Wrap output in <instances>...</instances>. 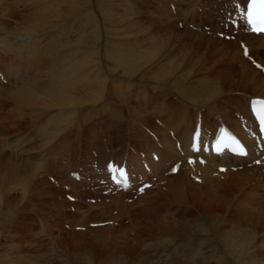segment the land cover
<instances>
[{"label":"bare ground","instance_id":"6f19581e","mask_svg":"<svg viewBox=\"0 0 264 264\" xmlns=\"http://www.w3.org/2000/svg\"><path fill=\"white\" fill-rule=\"evenodd\" d=\"M29 1H32L34 7L25 13L26 20H23L16 30L17 37L22 38V41L12 38L13 36L9 38L11 29L8 26L0 28V95L5 91L8 92V99L16 104V107L12 109L5 104L8 109L6 113L2 111L4 98L0 97V238L18 234L14 231L13 223L24 220L16 219L18 215L15 209H20V204L21 206L23 204L25 209L32 206L28 209L33 211L36 209L33 205L38 202V199L41 198L39 202L49 201L52 198L55 200L54 193L51 191L52 186L60 185L62 189L67 188L74 193L70 196L81 199V185L70 177L80 163L78 157L74 155L75 152L72 151L74 148L78 150L81 148L80 142H74V131H80L81 126H84V130L79 134L80 137L84 138V141H87L90 136L93 138L96 131H91V124L93 119L98 118H104L103 121L108 123L109 128L119 130L118 122L114 121L113 110L121 112L125 109L119 108L123 105L120 104L121 102H119L121 106H116L118 108L114 109L110 108L111 104L106 102L107 98L102 100L114 84L115 77L112 78L111 75L103 77L97 64L101 65L104 59H108L114 63L115 70L124 72L123 77L117 75L119 78L136 80L135 83H139L142 89H147L146 96L149 102L155 106L160 104L161 108L153 112H145L146 109L137 105L139 102H134L135 104L132 103L134 106H131L132 104L130 107L127 106L130 110L128 112L130 119L127 120V124L132 126L134 121L138 122L135 130L128 132L121 128L120 132L117 130L109 132L108 127H105L109 132V140L104 141L105 145H102V148L93 149L92 143H88L89 145L85 143L84 146H87L84 150L89 163L97 160L105 161V175L108 177L110 186L114 185L109 181L111 172L107 164L116 159L112 157L116 152L119 156L116 160L121 165L125 163L129 165L131 176L127 189L114 186L126 195L118 193L111 197H91L96 200L89 206L92 209L78 204L71 205L78 211L74 219L77 226L74 225V227L89 228L90 223L98 224L107 221H113L112 225L115 227L122 225V221L128 220L132 222L130 228L136 244L132 246L133 249L142 246L146 253H150L152 246L158 243L166 245L168 252L175 254V259H179L182 254L191 253L190 258L209 255L208 259L211 262L215 260L213 263H216L223 261L225 259L223 256L229 253L234 260L242 258L239 264H264V150L258 146L257 132L248 111L254 99H264V35L251 34L245 24L243 27L235 20V16L227 17V14L237 9L241 18L238 11L244 9L246 0H157L158 4L154 3V8L160 14L151 17L149 26L141 24L137 10L134 12L135 19H130L129 11L123 9L124 13L118 16V27H111L113 30H110L114 32L110 33L114 38H120L118 39L120 43H113L106 38L108 35L106 34L101 42L88 45L86 42L88 37L84 35L85 30L83 29L82 35L75 40L72 24L65 21L70 17L71 12L77 9H75L76 6L61 7L66 0ZM119 1L120 4L123 2L131 4L127 0ZM74 2L77 3V0ZM104 4L111 5L107 1ZM128 5L123 4L124 7L131 6ZM172 9L175 10L174 13ZM107 10L111 12L114 9L107 8ZM5 11L4 9L0 13L4 14ZM10 11L12 8L7 10V14ZM225 19L227 20L225 26L232 34L221 33L217 29L218 24ZM57 20L60 23H57ZM92 22L95 23V21ZM180 24L183 31H179ZM108 27L110 24L102 28ZM98 33L95 34L98 35ZM111 35L108 36L111 37ZM217 35L222 37L221 39L231 40L232 44L222 42ZM47 36L51 38V43L49 42L53 45H50L51 48L46 44ZM213 46L214 49L211 50ZM245 50L248 52L246 57L243 55ZM197 51L200 53L195 57ZM210 53L218 56L219 61L225 64L223 66L225 68L210 65L212 61L207 64V55ZM40 56H44L47 63L51 60L54 68H44L45 64L39 59ZM13 59L15 61L20 59L23 63L16 68ZM134 76L137 78H131ZM119 83L121 82L118 81ZM122 84L125 87L127 82L124 80ZM124 87L123 89L128 88ZM117 89L120 90V86ZM150 119L153 120L154 125L149 124ZM26 121L33 123L30 130L32 129L35 138L23 137L22 133H25V131L22 132L23 123ZM85 125H88L90 129L87 130L88 127ZM198 125L202 127L200 149L194 152L191 150V138L193 130ZM221 125H228L246 140L248 151L246 158L212 154L214 135ZM58 149H61L60 156L65 155L61 161L62 164L56 163L53 156ZM5 164L11 168H5ZM130 164L133 165V169ZM223 166H226V170L221 172L220 167ZM176 167V173L170 175L168 172H173ZM12 168H16L15 171ZM149 168L150 175L147 173ZM191 179L201 183L215 196L219 192L218 186L221 183L226 184L227 187L231 185L233 194H235L234 189L239 190V193L244 190L243 194L253 202L243 206L237 200L227 198L221 202L222 199L219 198L218 208L226 209L223 213L215 209L217 203L209 206L204 203L207 210L203 212L193 210L190 211L191 213L187 211L185 213L189 214V217L184 218L183 221L166 217L162 220L163 222L158 218L146 222L149 210L155 209V206L161 202L169 207L176 203L186 204L187 202L184 201L186 188L188 187L190 192H194L197 188ZM138 180L148 182L150 187L144 191L141 200L130 202L127 193L135 190ZM163 189L172 192L174 201H170L168 196L162 193ZM44 195L48 196L43 197ZM218 195L222 198L220 192ZM158 199L159 203L154 202ZM14 201H18V204ZM189 204L186 205L189 206ZM94 208L98 210L97 214L92 211ZM230 211H235L237 216L243 217L244 225L233 222L228 230L225 227L222 228L228 217L226 214ZM5 218L8 224L4 222ZM33 224H24L29 235L33 233ZM43 224L41 230L50 231L51 227L46 226L45 222ZM167 225L173 228L168 231L170 235L161 239L153 238L151 241L150 238L147 239L146 234L155 230V227L163 229L162 234L166 233L164 230L168 229ZM248 227L251 230H248ZM112 228L109 227L106 231H111ZM84 231L79 234L85 235ZM257 235L262 238H259L260 242L255 245ZM35 236L34 233L33 237ZM177 238L186 240L178 246L171 247L172 240ZM187 239L192 243L187 244ZM22 240L25 239L22 238ZM24 242L19 244L37 245L34 241ZM110 242L113 241L109 239L104 241L106 244ZM10 244L13 245V243ZM53 245L55 247L56 244ZM60 253L63 256L59 258L60 264H72L65 251L60 250ZM122 257L114 260L112 256L106 261H109V264H126L127 260ZM92 258L91 255L87 256L84 264H97ZM170 258L174 261V257L170 256ZM168 262L166 264H170ZM195 262L203 264L204 261L192 263L196 264Z\"/></svg>","mask_w":264,"mask_h":264},{"label":"rangeland","instance_id":"374dc122","mask_svg":"<svg viewBox=\"0 0 264 264\" xmlns=\"http://www.w3.org/2000/svg\"><path fill=\"white\" fill-rule=\"evenodd\" d=\"M9 3H8V2ZM76 1V0H75ZM79 1V2H78ZM90 3H89V2ZM101 1V2H100ZM106 1L111 4V5H107V4H104L106 3ZM5 2H6V5H5ZM16 2V3H15ZM31 2V3H30ZM112 2V3H111ZM120 1L119 0H77V3L74 2V0H66L65 1V4L64 6L61 5V7H70V6H76L74 11L71 12L70 14V17H68L65 21H68L70 24H72L73 26V30L75 32V40L80 36L82 35L81 34V31L84 29L85 30V36L88 37V39L86 40L87 42V45L89 43L91 44H94V43H99L101 42L102 38L103 37H106L108 38L109 40H111L113 43H120V40L118 41V39H120L119 37H115L112 34V32H110V30H113L114 27H118V23H119V15L121 16V14L124 13V10H126L127 12L129 11V15L130 19H135V14L134 12L136 11L138 14V18L141 22V24L145 25V26H149L150 25V22H151V17L152 16H155V14H157V16L160 14L158 12V10H156L154 7V3L157 5L158 2L157 0H127V2H130L131 4H127L126 2H123V4H126L130 7H124L123 4L119 3ZM3 3V5H2ZM72 3V4H71ZM101 3V4H100ZM71 4V5H70ZM94 4V5H93ZM8 5V6H7ZM10 5V6H9ZM97 5V6H96ZM106 5V6H105ZM20 6V7H19ZM83 6V7H82ZM99 6V7H98ZM110 6V7H108ZM4 7V8H3ZM7 7V8H6ZM12 8V11H10L8 14H7V10H9L10 8ZM34 7L33 4H32V1H29V0H0V11H3L4 9L6 10L4 12V14L0 13V28L3 27L5 28V25L8 26L10 29V37L11 38H17L18 41H22L23 39L20 38V37H17L18 36V33H17V28L19 26V24H21L23 22V20L25 21L26 20V15L25 13L29 10L31 11V9ZM86 7V8H85ZM106 7V8H104ZM9 8V9H8ZM80 8V9H79ZM91 8V9H90ZM94 8V9H93ZM107 8H113L114 10H112L111 12L107 10ZM135 8V10H134ZM100 9V11H99ZM102 9V10H101ZM124 9V10H123ZM24 10V11H23ZM80 10V11H79ZM92 10V11H91ZM17 11V12H16ZM78 11V12H77ZM104 11V13H103ZM157 11V12H156ZM97 12V13H96ZM175 10L173 11L172 9V13H174ZM20 13V14H19ZM22 13V15H21ZM85 13H86V16H85ZM93 13V14H92ZM96 13V14H95ZM107 13V15L105 14ZM109 13V14H108ZM13 14V15H11ZM74 14V15H73ZM101 14V15H100ZM104 14V15H103ZM6 15V16H5ZM16 15V16H15ZM25 15V16H23ZM80 15V16H79ZM106 15V16H105ZM72 16V17H71ZM91 16V17H90ZM102 16H105V17H102ZM113 16V17H112ZM94 17V18H93ZM102 17V18H101ZM107 17V18H106ZM77 18V19H76ZM82 18V19H81ZM96 18V19H95ZM98 18V19H97ZM106 18V19H105ZM117 18V19H116ZM19 19V20H18ZM76 19V20H75ZM81 19V20H80ZM101 19V20H100ZM103 19V20H102ZM110 21H109V20ZM5 20V21H4ZM74 20V21H73ZM79 20V21H78ZM112 20V21H111ZM19 21V22H18ZM92 21H95L92 22ZM98 23H97V22ZM4 22V23H3ZM6 22V24H5ZM57 23H60V21L58 22V20L56 21ZM78 22V23H77ZM92 22V23H91ZM8 23V24H7ZM83 26H82V24ZM104 23V24H103ZM78 24V25H77ZM80 24V25H79ZM102 24V25H101ZM107 24V25H106ZM110 24V27L106 28V29H103L105 28L106 26H108ZM105 25V26H104ZM82 26V28H81ZM180 28H179V31H183V27L182 24L179 25ZM8 27H6L8 29ZM84 27V28H83ZM93 27V28H92ZM103 27V28H102ZM111 27H113L111 29ZM77 28V29H76ZM95 28V29H94ZM94 29V30H93ZM103 29V30H102ZM14 30V31H13ZM116 31V29H114ZM104 31V32H103ZM90 32V33H89ZM98 33L95 34V33ZM107 32V33H106ZM171 32V31H169ZM13 33V34H12ZM102 33V34H100ZM111 33V34H110ZM114 33V32H113ZM78 34V36H77ZM89 34V35H88ZM111 35V37H109L108 35ZM106 35V36H105ZM220 35V34H219ZM1 36V35H0ZM90 36V37H89ZM229 37H234V36H229ZM217 38L220 39L222 42H225V43H228V44H232L231 43V40L227 41V39L223 38L221 39L220 37H218L217 35ZM231 38V39H232ZM47 41H46V44H48L49 46L52 45L50 44L51 43V38L47 36ZM49 40V41H48ZM96 40V41H95ZM95 41V42H93ZM50 42V43H49ZM53 46V45H52ZM50 46V48L52 47ZM214 49V46L211 48V50ZM1 51V49H0ZM203 51V49L201 50ZM200 53V51L196 52L195 54V57L196 55H198ZM243 55L246 57L247 55L245 54V52H243ZM13 57V55H12ZM210 57V58H209ZM207 64L210 63V61H212L210 63V65H216V68H225L223 67L225 64L221 61H219V57L218 56H214L212 55L211 53L209 55H207ZM7 59V58H6ZM39 59H41L43 61V63L45 64L44 65V68L48 69H52L54 68V65L52 63L51 60L48 61L47 63V59L44 57V56H40ZM14 60V63H15V67L18 68V65L23 63L20 59H13ZM7 62V60L5 61ZM4 64H7L5 63ZM108 62V63H107ZM219 62V63H218ZM113 62L109 61L108 59H104V61H102L101 65L100 63L97 64V68L99 69V71L101 72V74H103V77L107 76V75H111L112 78H114V84L110 87L108 93L106 92L105 94V97L104 99L102 100H105V98H107L106 102L111 104L110 108H118L119 106H121L122 104V107H119L120 109H124V110H121V112H119L118 110H113V114L115 116V120L117 123V125L120 126V129L119 130H122L121 128H124L126 129L128 132L135 130V128L137 127L138 125V122L134 121L132 123V126H128L127 124V120L130 119V117L128 116V112L130 110H128L127 106L132 104V103H138L137 105L142 107L144 110L146 109L145 112H153L155 110H160L161 108V105L159 104L158 106H155V105H152L149 100L147 99V96H146V93H147V89L146 88H143L142 89V86L139 85V83H135L137 82L136 80L134 79H129V78H119L117 75H120L123 77V71L122 70H115V66H114V63L113 65L111 64ZM108 65V66H107ZM222 65V66H221ZM114 66V67H113ZM114 69V70H113ZM107 70V72H106ZM143 70V68H142ZM113 72V73H112ZM116 72H120L119 74H117ZM117 77V78H116ZM137 78V76H134V77H131V78ZM126 81L127 84H125L126 86L125 87H128V88H125L124 85L122 84L123 81ZM116 81V82H115ZM118 81L121 82L118 84ZM133 81V82H132ZM131 83V85L129 86V84ZM117 83V84H116ZM122 86H121V85ZM143 85H148L147 83H142ZM113 86L115 88H113ZM120 86V90L123 91V93L117 89L119 88ZM117 87V88H116ZM123 87L125 89H123ZM150 88V87H148ZM113 89V90H112ZM128 90V92L126 93V91ZM114 90H116L117 92H115ZM126 90V91H125ZM112 92H115V93H112ZM122 93V94H121ZM130 93V94H129ZM138 93V94H137ZM113 94V95H112ZM118 94V95H116ZM121 94V95H120ZM125 94V96L122 97V95ZM112 95V96H111ZM115 95V97H114ZM122 97H120V96ZM8 92L6 93L3 92L2 95H0V97H3L4 98V105L2 106V111L4 110V112L8 111L7 107L5 104H7L8 108H13V107H16V104H14L11 100L8 99ZM110 96V97H109ZM130 96V97H129ZM112 97H114L113 100H117V101H113L112 100ZM119 97V98H118ZM142 97V98H141ZM117 98V99H116ZM123 98H125V100H123ZM135 98V99H134ZM119 99H122L121 101ZM129 99H131L129 101ZM134 100V101H133ZM126 101V102H125ZM119 102H121L119 104ZM131 102V103H129ZM145 102V103H144ZM125 103H129V104H125ZM134 103V104H135ZM142 103V104H141ZM114 104V105H113ZM134 104H132L131 106H134ZM141 104V105H140ZM118 106V107H116ZM153 106V107H151ZM145 107V108H144ZM133 108V107H132ZM132 108H129V109H132ZM149 108V109H148ZM126 110V111H125ZM149 110V111H148ZM152 110V111H151ZM127 115H126V113ZM7 113V112H6ZM135 114V113H134ZM133 115V114H132ZM131 115V116H132ZM101 116H104V115H101ZM121 118V119H120ZM104 118H98V119H93L92 121V124H91V131H96L95 132V135L93 136V138L90 136V138L87 140V141H83L82 137H80V133L84 130L83 127L81 126V129L80 131H74V142H80L81 143V148L82 149H85V147L89 144L93 145V149H96L98 147L102 148V145H105L104 144V141H108L109 139V132L110 131H116L117 129L115 128H109V126H107V122L103 121ZM112 119V118H111ZM118 120V121H117ZM124 120V121H123ZM122 122V123H121ZM86 123V122H85ZM121 123V124H120ZM124 123V124H123ZM24 124V127H23V130L22 132L25 131V133H22L23 137L24 138H28V137H32V138H35V136H33L32 134V129L30 130V128L32 127L33 123L30 122V121H26ZM88 124V123H86ZM89 124V126H90ZM149 124L150 125H154V122L152 119H150L149 121ZM27 126V127H26ZM87 130L90 129V127L88 125H85ZM102 127V128H101ZM109 130V132L107 131V129ZM93 128V129H92ZM85 129V130H86ZM100 130H102V132H100ZM119 130H117L118 132H120ZM99 131V132H97ZM28 132L30 134H28ZM10 135H13V134H10ZM79 136V138L77 137ZM104 136V137H103ZM108 136V137H107ZM11 139H13V137H10ZM115 140L116 138L113 137ZM106 139V140H105ZM92 140V141H91ZM100 143H99V142ZM87 142V145H85V143ZM131 142V141H129ZM89 143V144H88ZM95 143V144H93ZM133 144V142H131ZM101 144V145H99ZM96 146V147H95ZM78 149L77 148H74L72 149L73 152H76ZM87 154V153H86ZM61 155V149H58L55 153H54V157H55V162L57 163H60L62 164L63 162V159L65 157V155L63 156H60ZM67 155V154H66ZM60 156V157H59ZM62 159H59L61 158ZM113 158H116L118 159L117 157V152L112 156ZM57 158V159H56ZM60 160V161H59ZM54 162V161H53ZM65 166V165H64ZM5 168H11V167H8L6 164L4 165ZM15 167L17 168V166L15 165ZM66 167V166H65ZM16 168H12L14 171ZM249 169V168H248ZM241 172V171H239ZM53 176V175H51ZM67 177H68V174H67ZM68 179V178H67ZM191 182H193L197 188L195 189L194 192H190V190L188 189V187L186 188L185 190V196H184V201L187 202L189 204L186 205H180L178 203L174 204L172 207H169L167 204H165L164 202H161L159 203V199L154 201L156 203H159L155 206V209L153 210H149V213H148V217H147V220H151V219H160L161 221L164 220V218L166 217H170V218H174L178 221V219L181 221L184 220V218H188L189 217V214L185 213V212H192L193 210H197V211H201L203 212V210H207L205 207H204V203H206L208 206L212 203L216 204L217 208L215 209H218L219 213H223L225 212L224 208L220 207L218 208L219 203H220V199H222L221 202H223L224 199H227V198H230V199H233V200H237L240 205H243V206H246L247 205H250L249 203H252L253 201L250 200L248 197H246L243 192V191H240L239 193V190H235L234 189V192L235 194L232 193V187L231 185H228L229 187H227L226 184H222L220 186H222V188L220 186H218V191L220 192V195H222V198L221 196L218 195L219 192H217V195L215 196L214 193L210 192L209 190H207L201 183H197V181L195 182L193 179H191ZM224 185V186H223ZM226 185V186H225ZM220 187V188H219ZM51 188H53V190L51 189V191L54 193V199L52 198V200L50 202L48 201H43V202H39L41 200L38 199V202L35 203L33 206L34 208H36L35 210L33 211H30V207L32 206H28L27 209L24 208V205L20 204V209H15V211H17V215L18 217H16V219H20V218H23L24 220H22L23 222H20L18 221L13 223L14 224V231H17L18 234H13V235H7V237H1L0 238V264H60L61 260H59L60 257H63L61 256L62 253L59 254V251L62 250V251H65L67 254H68V257L69 259L71 260L72 264H84L85 263V258L89 255H91L93 258V260L97 263V264H101L102 262L104 263L107 259H110L112 256L114 257V260L115 259H119L120 257H124L127 262L126 264H166L168 261L170 262V264H183L184 262L186 264H193L192 262L194 261H197V262H200L202 263L203 261V264H228V261H229V264H236V262L239 264L241 263L240 259L242 258H235V260L232 258V256L228 254V257L227 254L225 256H223V258H227L226 260L224 259L223 261H217L216 263H213L215 262V260H213L212 262L208 259L210 258L209 255L208 256H202V257H191L190 258V254L189 255H186L187 253H185L184 255L182 254L179 259H175V254L174 253H171V252H168L167 250V247L166 245L164 244H156V245H153L152 246V251L150 253H146V251H144V247L142 246H139L137 247L136 249L132 248L133 245H136L135 242L133 241V234H132V229L130 228L132 226V222L126 220L125 222H121L122 225H118V226H113L112 223L113 221H107V222H102V223H90L88 224V227H76L77 224L74 223V219L75 217H77L76 215L78 214V211L75 209V207L71 206L73 204H78L80 206H83V207H86L88 208L86 205L87 204H94L96 201L95 199L93 198H90V197H93L92 194H90L89 192H84V191H81V199H79L78 197H75L76 200L75 201H72L71 200V196L68 197L70 194H74L73 192L69 191L67 188L65 189H62V187L59 185H55V186H52ZM56 188V189H55ZM55 189V190H54ZM230 191V192H229ZM238 191V192H237ZM57 192V193H56ZM210 192V193H209ZM242 192V193H241ZM162 193L166 196H168V198L170 199V201H174L173 199V196H172V192L170 191H167L165 189H163ZM202 193V194H201ZM224 193V194H223ZM207 196H205V195ZM230 194V195H229ZM200 195V196H199ZM211 195V196H210ZM243 195V196H242ZM48 195H44L43 197H47ZM204 196V197H203ZM210 196V197H209ZM214 196V198H213ZM196 197V198H195ZM203 197V198H200ZM206 197V198H205ZM244 197V198H243ZM205 198V199H204ZM211 198V199H209ZM213 198V200H212ZM220 198V199H219ZM196 199V200H195ZM215 199V200H214ZM14 200V199H13ZM188 200V201H187ZM190 200V201H189ZM194 203H193V201ZM203 200V201H202ZM219 200V201H218ZM54 201V202H53ZM205 201V202H204ZM207 201V202H206ZM216 201V202H214ZM45 202H48V204H45ZM193 204H192V203ZM196 202V203H195ZM210 202V203H209ZM15 204H18V201H14ZM39 203V204H38ZM43 203V204H41ZM201 203V204H200ZM243 203V204H242ZM41 204V205H40ZM192 204V205H191ZM44 205V206H43ZM186 205V206H185ZM200 205V206H199ZM42 206V207H41ZM90 206V205H89ZM38 207H40L38 209ZM204 207V208H203ZM98 208V207H97ZM201 208V209H200ZM43 209V210H42ZM89 209H92L91 207H89ZM95 209V210H94ZM92 211H94V213H98V210L96 208H94ZM133 209V208H132ZM209 209V208H208ZM221 210H223L221 212ZM148 211V210H146ZM36 212V213H35ZM181 212V213H180ZM190 212V213H191ZM33 213V214H32ZM40 213V214H39ZM133 213V212H132ZM186 217H184L185 215ZM35 214V215H34ZM39 214V215H38ZM135 214V212L133 213ZM37 215V216H36ZM23 216V217H22ZM105 216V215H104ZM227 217V220H225V224L222 226L225 227V229H229L230 228V224L231 223H238L240 225H242L243 223V217H240V216H237L236 212L234 211H230L229 213L226 214ZM237 216V217H236ZM183 217V218H182ZM239 217V218H238ZM33 218V219H32ZM43 218V219H42ZM28 219V220H27ZM106 219V218H105ZM231 219V220H229ZM1 221V220H0ZM60 221V222H59ZM213 221V220H212ZM4 222L7 223V218L4 219ZM28 225H30L31 223L33 224V233L32 235H29L28 234V231H27V228L25 227L24 228V224L25 223ZM42 222V223H41ZM47 223L46 226H49V228L51 227L50 231L49 230H45V231H42L41 230V226L43 223ZM119 222V221H118ZM163 222V221H162ZM3 223V222H2ZM148 223V222H147ZM1 224V222H0ZM8 224V223H7ZM38 228H36L35 226ZM45 226V224H43ZM67 225V226H66ZM74 225H76L74 227ZM105 225V226H104ZM244 225V224H243ZM4 226L6 227V224H4ZM168 226V229H165L164 234L161 233V231L163 229H157L155 226V230H153L151 233H147L146 236H147V239H149L150 241L154 238V239H161L165 236H168L170 235L168 233L169 230L173 229L172 226ZM263 226V225H261ZM1 227V226H0ZM35 227V228H34ZM55 227V228H54ZM57 227V228H56ZM109 227H113L111 231H106L107 228ZM17 228V229H16ZM54 228V229H53ZM249 229L248 230H251L250 227H248ZM85 229V231H84ZM92 230V231H91ZM96 232H94V231ZM49 231V232H48ZM54 232L52 234V232ZM61 234H59V232ZM83 231L85 232V235H80L79 233H83ZM42 232V233H40ZM49 233L51 232V236L49 234H45V233ZM56 232V233H55ZM20 233V234H19ZM26 233V234H25ZM34 233L36 234L35 237H33ZM119 233V234H118ZM38 234V235H37ZM44 234V235H42ZM126 234V235H124ZM48 235V236H46ZM119 235V236H117ZM121 235V236H120ZM19 239H18V237ZM29 236V237H28ZM50 236V237H49ZM60 236L58 239L57 237ZM115 236L116 239H115ZM124 236V237H123ZM11 239H10V238ZM55 237V238H53ZM119 237V238H118ZM7 238V239H6ZM17 240H16V239ZM22 238H24L25 240H22ZM259 235H257V239H256V242H255V245L258 244L260 242V238ZM52 239V240H50ZM56 239V240H55ZM106 240H111L113 242H110L108 244L104 243V241ZM225 239V238H224ZM259 239V240H258ZM3 240V241H2ZM10 240V241H9ZM15 240V241H14ZM20 240V241H19ZM59 241V243H55V241ZM120 240V241H118ZM184 240L186 239H180V238H177V240H172V246L171 247H174V246H178L179 244H181ZM187 239V244H190L192 243L191 240ZM24 241H34L37 243V245H32L30 243V245H25L23 243H25ZM51 241V242H50ZM18 242V243H17ZM23 242L22 244H19ZM190 242V243H189ZM258 242V243H257ZM6 243V244H5ZM10 243H13L10 244ZM111 243H114V244H111ZM19 244V245H18ZM53 244H56L55 248ZM22 245L24 247H22ZM45 245V246H44ZM78 245V246H77ZM16 246V247H15ZM21 246V247H20ZM38 246V247H37ZM128 246V247H127ZM52 249V250H51ZM54 249V250H53ZM4 250V251H3ZM193 251V249H192ZM204 252V250H202ZM55 253V254H54ZM164 253V254H163ZM205 253V252H204ZM147 254V255H146ZM52 255V256H51ZM59 255V257H57ZM154 257H153V256ZM230 255V256H229ZM6 256V257H5ZM171 257H174V261L170 258ZM179 256V255H178ZM185 258V261H184V258ZM43 259H42V258ZM72 257V258H71ZM122 257V258H123ZM151 257V259H150ZM243 257V256H241ZM8 258V259H7ZM13 258V259H12ZM77 258V259H76ZM81 258V259H80ZM190 258V259H189ZM6 259V260H5ZM152 261H150V260ZM182 259L184 262H182ZM194 259V261H193ZM210 261H208V260ZM229 259V260H228ZM237 259V260H236ZM9 260V262H8ZM21 260V261H20ZM73 260V261H72ZM103 260V261H102ZM150 262H149V261ZM192 260V262H191ZM201 260V261H200ZM228 260V261H227ZM232 260V261H231ZM18 261V262H17ZM20 261V262H19ZM39 261V262H38ZM60 261V262H59ZM78 261V262H77ZM148 261V262H147ZM226 261V262H225ZM235 261V262H234ZM5 262V263H4ZM17 262V263H16ZM76 262V263H74ZM168 262V263H169ZM191 262V263H190ZM225 262V263H224ZM233 262V263H232ZM184 263V264H185ZM196 263V262H195ZM105 264H109V261H106ZM197 264V263H196ZM199 264V263H198Z\"/></svg>","mask_w":264,"mask_h":264},{"label":"snow or ice","instance_id":"6c2138e0","mask_svg":"<svg viewBox=\"0 0 264 264\" xmlns=\"http://www.w3.org/2000/svg\"><path fill=\"white\" fill-rule=\"evenodd\" d=\"M259 2H260L262 5H264V0H259ZM259 31L264 32V27H261V28L259 29Z\"/></svg>","mask_w":264,"mask_h":264}]
</instances>
